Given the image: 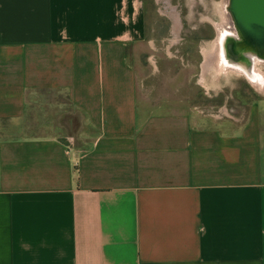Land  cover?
Here are the masks:
<instances>
[{
	"label": "crops",
	"instance_id": "0c3cea01",
	"mask_svg": "<svg viewBox=\"0 0 264 264\" xmlns=\"http://www.w3.org/2000/svg\"><path fill=\"white\" fill-rule=\"evenodd\" d=\"M156 4L0 0V264H264V88L197 103ZM47 92L78 120L25 135Z\"/></svg>",
	"mask_w": 264,
	"mask_h": 264
},
{
	"label": "rangeland",
	"instance_id": "374dc122",
	"mask_svg": "<svg viewBox=\"0 0 264 264\" xmlns=\"http://www.w3.org/2000/svg\"><path fill=\"white\" fill-rule=\"evenodd\" d=\"M221 1L170 0L174 7L168 8L171 5L166 6L163 0H157L158 4L155 5V8L152 9L147 5L148 19L157 18V20L162 21L163 26L157 32L172 44V52H177L173 53V56L179 58L177 60L178 62L175 63L176 67L181 69L190 66L191 69H194L195 82L197 83H199L201 78L200 71L203 64L204 52L210 49L212 45L211 41L214 39L216 33L215 26L221 20ZM175 17L178 18L179 24L177 27V38L173 41L175 34L171 31L169 25L172 24ZM256 67L260 72L264 73V63H256ZM216 74L211 70L207 74L205 82L212 89L214 88L216 90L215 87H219L221 84L223 88L221 91L217 90L216 92L215 90H211L210 93L208 92V96H204L203 90H199L196 95L197 103H201L207 109L211 108L215 114H221L223 112L221 106L225 105L224 102L226 100L229 108L231 106L244 107L250 105L254 94L243 75L234 72H229L225 76ZM38 100L40 101L31 102L27 107L24 119V127L27 131L25 135L46 134L44 127L47 126L68 125L71 126V129L72 126L74 127L78 120L77 115L62 114L60 116L59 113L53 112L49 108L50 104L58 101L66 102V99L62 95L47 92L39 95Z\"/></svg>",
	"mask_w": 264,
	"mask_h": 264
},
{
	"label": "bare ground",
	"instance_id": "6f19581e",
	"mask_svg": "<svg viewBox=\"0 0 264 264\" xmlns=\"http://www.w3.org/2000/svg\"><path fill=\"white\" fill-rule=\"evenodd\" d=\"M229 2L230 0L221 1V20L215 26L216 33L210 49L204 52L202 71L209 74L212 70L214 74L224 76L229 72L238 73L252 86L262 90L264 73L257 69L256 63H264V49L258 47L254 41L249 43L240 35L229 10Z\"/></svg>",
	"mask_w": 264,
	"mask_h": 264
},
{
	"label": "water",
	"instance_id": "95a60500",
	"mask_svg": "<svg viewBox=\"0 0 264 264\" xmlns=\"http://www.w3.org/2000/svg\"><path fill=\"white\" fill-rule=\"evenodd\" d=\"M229 10L240 35L264 49V0H230Z\"/></svg>",
	"mask_w": 264,
	"mask_h": 264
},
{
	"label": "flooded vegetation",
	"instance_id": "af4514ba",
	"mask_svg": "<svg viewBox=\"0 0 264 264\" xmlns=\"http://www.w3.org/2000/svg\"><path fill=\"white\" fill-rule=\"evenodd\" d=\"M176 19V18H175Z\"/></svg>",
	"mask_w": 264,
	"mask_h": 264
}]
</instances>
